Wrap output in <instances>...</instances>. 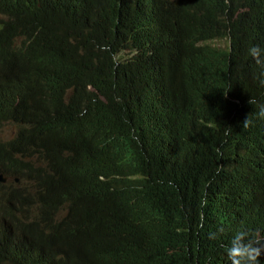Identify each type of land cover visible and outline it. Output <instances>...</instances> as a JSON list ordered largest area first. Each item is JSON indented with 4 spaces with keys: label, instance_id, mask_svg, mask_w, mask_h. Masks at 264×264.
I'll list each match as a JSON object with an SVG mask.
<instances>
[{
    "label": "trees",
    "instance_id": "16d2710c",
    "mask_svg": "<svg viewBox=\"0 0 264 264\" xmlns=\"http://www.w3.org/2000/svg\"><path fill=\"white\" fill-rule=\"evenodd\" d=\"M254 44L264 0H0V125L17 130L0 171L20 178L0 264H78L87 247L228 264L220 242L264 215L252 196L221 220L236 180L264 187V120L242 127L264 102Z\"/></svg>",
    "mask_w": 264,
    "mask_h": 264
},
{
    "label": "clouds",
    "instance_id": "9594fccd",
    "mask_svg": "<svg viewBox=\"0 0 264 264\" xmlns=\"http://www.w3.org/2000/svg\"><path fill=\"white\" fill-rule=\"evenodd\" d=\"M164 7V6H163ZM162 7V8H163ZM247 54L256 60L258 65L264 66V48L259 45H251ZM264 75V72H262ZM264 83V80L261 81ZM254 106V111L247 115L242 122L243 128H248L255 120H264V102L256 100L251 97L248 101ZM7 130H2V128ZM0 132L5 134L8 138H14L17 134L16 126L12 123L0 125ZM255 163L260 168L264 163V140L259 146V150L254 157ZM101 164H95L92 169H99ZM42 166V165H41ZM259 179L264 183V171L259 174ZM20 178L16 175H11L0 171V215L7 207L14 206V203L10 197V193L13 192L15 186H18ZM23 183H29V180L25 179ZM252 196L264 197V187L257 185L255 182L236 180L230 187L228 192L229 204L227 216L222 217L221 220L227 219V217L238 207L241 203H245L246 200ZM66 213L64 212V215ZM63 215V216H64ZM2 217L0 216V221ZM261 229L251 231L245 227L237 228L232 235L228 238L227 243L220 242L223 250V256L226 257L228 264H260V258L264 256V215L261 217ZM195 229H193L194 232ZM218 231H212L208 233L209 239H217ZM112 248L98 250L95 247H87L81 251L83 259L78 264H111L107 257V253ZM126 255L117 260L114 264H123Z\"/></svg>",
    "mask_w": 264,
    "mask_h": 264
},
{
    "label": "rangeland",
    "instance_id": "374dc122",
    "mask_svg": "<svg viewBox=\"0 0 264 264\" xmlns=\"http://www.w3.org/2000/svg\"><path fill=\"white\" fill-rule=\"evenodd\" d=\"M2 130H7V128H2ZM5 134H3L2 132H0V138L3 137Z\"/></svg>",
    "mask_w": 264,
    "mask_h": 264
},
{
    "label": "bare ground",
    "instance_id": "6f19581e",
    "mask_svg": "<svg viewBox=\"0 0 264 264\" xmlns=\"http://www.w3.org/2000/svg\"><path fill=\"white\" fill-rule=\"evenodd\" d=\"M221 43V42H220ZM219 44V43H218ZM220 45V44H219Z\"/></svg>",
    "mask_w": 264,
    "mask_h": 264
}]
</instances>
